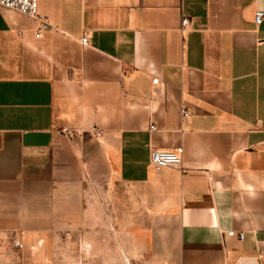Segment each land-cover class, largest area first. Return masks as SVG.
Here are the masks:
<instances>
[{
	"label": "crops",
	"instance_id": "1",
	"mask_svg": "<svg viewBox=\"0 0 264 264\" xmlns=\"http://www.w3.org/2000/svg\"><path fill=\"white\" fill-rule=\"evenodd\" d=\"M259 11L264 0H39L51 26L37 37L39 20L0 6V264L15 239L72 228L84 192L113 181L145 211L153 264H264ZM180 146L181 164L152 165Z\"/></svg>",
	"mask_w": 264,
	"mask_h": 264
},
{
	"label": "rangeland",
	"instance_id": "2",
	"mask_svg": "<svg viewBox=\"0 0 264 264\" xmlns=\"http://www.w3.org/2000/svg\"><path fill=\"white\" fill-rule=\"evenodd\" d=\"M80 210L72 228L61 224L47 236L14 247V264L155 263L145 211L134 206L124 184L113 181L84 192Z\"/></svg>",
	"mask_w": 264,
	"mask_h": 264
},
{
	"label": "built area",
	"instance_id": "3",
	"mask_svg": "<svg viewBox=\"0 0 264 264\" xmlns=\"http://www.w3.org/2000/svg\"><path fill=\"white\" fill-rule=\"evenodd\" d=\"M0 6L13 9L15 11H18L22 14H25L29 17L35 18L39 20L40 27L38 29V32L36 33L37 37H40L43 32L50 28L51 24L46 17H41L39 14V0H0ZM264 18V12L259 11L256 13L255 20L257 23H261ZM81 42L84 45H89V36L84 35L81 39ZM185 116L189 115L188 111H183ZM152 130L157 129L155 125L151 126ZM97 135H100V131H96ZM183 147H177L175 149H167V150H160L155 149L151 153V163L152 165L157 169L161 170L165 167L172 166V165H179L182 162L183 157ZM229 235H236L235 230H231L228 233ZM239 237L243 239L245 237L244 233H239ZM14 247H21L22 246V240L21 239H15L13 241Z\"/></svg>",
	"mask_w": 264,
	"mask_h": 264
}]
</instances>
